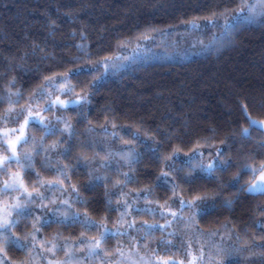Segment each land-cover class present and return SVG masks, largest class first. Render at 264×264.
I'll use <instances>...</instances> for the list:
<instances>
[{
    "label": "trees",
    "instance_id": "16d2710c",
    "mask_svg": "<svg viewBox=\"0 0 264 264\" xmlns=\"http://www.w3.org/2000/svg\"><path fill=\"white\" fill-rule=\"evenodd\" d=\"M244 3L0 0V115L10 107L19 112L35 102L42 108L45 100L57 96L75 100L88 95L87 103L40 112L51 115L50 122L60 130L67 121L70 133L49 134L37 123L26 130L31 139L24 150L35 148L34 172L26 181L35 183L36 173L45 182L62 181L69 191L64 198L79 217L39 219L43 241L62 247L67 241L76 253L75 264H104L97 258L103 254L121 264L129 255L128 250L124 257L118 255L123 239H143L137 228L153 225L160 233L153 243L172 260L181 256L189 264L195 256V264H264V194L239 190L254 179L242 166L264 165V129L249 127L248 120L250 116L264 121V16L235 11ZM108 57L112 59L105 60ZM105 63L116 66L105 71ZM49 77L61 78L56 80L57 89L68 85L72 91L52 89L46 84ZM13 79L15 84L10 85ZM42 85L51 96L31 100ZM16 91L21 95L11 96L10 103L9 93ZM26 115L25 111L18 123L0 120V125L18 128ZM56 117H61L59 124ZM243 128L249 132L242 133ZM176 149L179 154L168 161ZM193 149L202 154L193 164L215 163L219 150L230 167L211 174L194 169L189 164ZM162 172L169 173V182ZM237 173L240 183L234 185ZM174 192L188 200L204 194L213 197L199 208H183L196 217L191 228L185 229L189 222H184L179 236L170 228L159 229L151 212L142 217L137 206H128L130 194L144 195L143 201L161 206L176 201L171 199ZM227 200L231 206L223 207ZM85 214L95 222L92 226L80 223ZM36 223L22 218L12 231L29 241ZM130 223L134 227L129 228ZM99 224L116 234L102 241L103 251L89 255L77 240L82 233L86 240L99 238L103 230ZM37 242L35 251L9 245L7 262L35 264L52 256L45 251L51 245L41 248L43 242ZM67 250L63 247L54 257L66 261Z\"/></svg>",
    "mask_w": 264,
    "mask_h": 264
},
{
    "label": "snow or ice",
    "instance_id": "6c2138e0",
    "mask_svg": "<svg viewBox=\"0 0 264 264\" xmlns=\"http://www.w3.org/2000/svg\"><path fill=\"white\" fill-rule=\"evenodd\" d=\"M237 12L247 11L250 16H264V0H255L253 3H249L248 0H245V3L241 8L236 9ZM195 24L194 21L189 22ZM111 57L105 58V60H110ZM100 63V62H97ZM116 65H108L104 64L105 71L108 70L109 67H115ZM65 80H67L68 74H61ZM56 77H49L46 79V84L50 86L54 90H58L61 93L71 92L72 89L70 86L65 85L62 88H56ZM10 85L15 84V80L9 82ZM21 93L16 91L14 93H9V102L11 103V96L19 97ZM50 97L51 92L47 90L45 86L39 87L36 92L30 97L33 101H38L43 99L44 97ZM3 100V97L0 96V101ZM88 95L85 93L84 95L77 96L75 100H62L59 96H57L54 100H45V107L40 108L37 111H33L32 106L29 105L27 109L21 108L19 112H17L14 108H8L5 110L3 115H0V120L5 123L11 122L18 123L19 117L24 115L25 111L27 115L24 116L23 124H21L18 128H5L2 132H0V177L6 176L7 179H0V264H7V252L6 249L9 245L14 246L18 249H27L28 243L22 242L21 238L17 237L13 233V228L16 227L20 220L25 216L31 215V205H36L37 207H47L44 204H37V200L43 201L46 197L44 192L40 191V188H44L45 191H50L53 187L59 188L62 181H48L45 182L39 179V173L37 175V181L35 183L29 184L26 181L25 177L28 173L34 172V164H33V152L35 148L32 150H24V145L29 143L31 139L30 135L26 131L30 124L37 123L41 124L45 131L49 134H54L56 131L69 132L71 130V124L65 121V127L63 130L57 129L55 125H53L50 121L45 122L46 118L40 115L41 111H50L53 106H59L60 108H67L70 104H81L87 103ZM244 113L247 116V108H244ZM59 121L61 117H56ZM249 127L259 126L264 128V122L257 121L248 116ZM249 132V128H243L242 133L247 134ZM18 133V134H17ZM135 135V134H134ZM43 137H41V140ZM52 149L57 147V144H53L50 146ZM179 154V149L173 151L172 155L167 158L168 161H171L173 157ZM198 155H202L199 153L198 149L192 150V156L189 159V164L194 169L199 168L204 171H207L211 174L215 169L218 168H227L230 167L229 161L224 159L219 152L217 151L215 163L213 161H209L206 165L202 160L197 161L195 164L192 163L193 160L196 159ZM15 163L17 165L16 171H10L11 165ZM174 164H169V167H174ZM242 171H249L252 173L254 179L250 182L240 185V191H247L252 194H264V165H261L259 168L252 167L251 165H243ZM257 172L259 175L257 176ZM66 175V174H65ZM162 176L167 177L169 173L162 172ZM160 179V177H157ZM232 183L234 185L240 183V173H237L236 176L232 178ZM39 184V187L36 186ZM72 191L77 192L76 186L72 185ZM173 200L178 199V203L181 209L184 207L188 208H199L201 205L206 204L209 200L213 199V197L208 194L197 195L192 199H184L180 197L178 193L174 192ZM51 203H55V201H51ZM62 204L67 205L68 201H61ZM226 207H230L232 204L231 200H227L224 202ZM127 206V205H126ZM164 207V206H162ZM163 214V213H162ZM173 217L177 214L175 212L171 213ZM58 215H63L67 218L70 213L63 212L58 213ZM78 215V214H77ZM39 217L36 218L37 223L33 225V232L29 235L32 237V241H35V234L40 231V228L37 227L39 223ZM192 219L191 217L189 218ZM80 223L86 226H92L95 222L90 220L87 215L80 220ZM170 223V222H169ZM97 227L102 228L103 230L100 232L99 238H92L90 240H86L83 238L84 234H81V238H78V243H83L86 246L87 253L89 255L99 254L102 249V241H104L110 234L115 235L116 233H110V230L104 224H99ZM129 228L134 227V223H130L128 225ZM119 231V230H117ZM214 235V233H213ZM27 237L24 238L27 241ZM162 244H171V241H161ZM45 245H51L45 248ZM65 246L68 247V250L65 251L66 261H53L48 260V264H71L72 259L75 257V251L71 250V247L67 245V241H65ZM35 243L32 244V249L35 251ZM42 248H45V251L51 253L54 257L57 251L63 250V247L58 243H52L50 241H45L41 244ZM83 249H77V251H81ZM118 255L120 257H124V252L122 250H117ZM129 255H139L137 251L130 252ZM47 259V257H45ZM197 257L193 256L192 260L189 261V264H195ZM199 259H203V254L199 257ZM141 261H144V264H184L183 261H174L171 258L164 259L162 257H154L151 261L146 260L145 257H140ZM79 264V262H78ZM133 264H136L133 261Z\"/></svg>",
    "mask_w": 264,
    "mask_h": 264
},
{
    "label": "rangeland",
    "instance_id": "374dc122",
    "mask_svg": "<svg viewBox=\"0 0 264 264\" xmlns=\"http://www.w3.org/2000/svg\"><path fill=\"white\" fill-rule=\"evenodd\" d=\"M58 79H61V78H57L56 80H58ZM63 85H64V83H61L59 86L61 87ZM31 106H32L33 111L35 109L37 110V108L41 107L39 105V103H36V102L33 103ZM45 118H46L45 122H49V121H51L52 116L47 115V116H45ZM261 122H264V121H261ZM57 123L59 124L60 122L57 121ZM2 126L3 125H0V132H2L4 130V128ZM9 170L10 171H16L17 165L15 163H13ZM258 175H259V173H258ZM169 178L170 177H166L165 181L169 182L170 181ZM0 179H7V177L3 176V177H0ZM42 192H44L46 198L43 201L37 200L36 203L47 205V207H37L35 204L31 205L30 206L31 215L25 216L24 218H28V220H30V221L37 222L36 218H35L36 215L41 217L40 219L45 218L46 220H51V219L54 220L55 218H57V216H59L58 213H63V212L70 213L71 216H69V217H71V218L76 216L75 212L71 211V207L69 204L70 202H68L67 205L61 203V201L65 200L64 196L69 192L65 189V187L63 185L60 184L59 188L53 187L50 191L43 190ZM141 196H143V197H141ZM141 196L140 195L135 196L133 194H130V196L128 198V206H130V205H131V207L137 206V209L140 210L138 213L139 214L141 213L142 217H147V216H144L143 214H148L149 212H151L150 216L154 217L158 221L157 224L159 225V229H164V228L169 229L170 228L173 231H175L174 234L176 236H179L177 231L183 230L184 222H185V224L187 222H189L188 225H185L186 226L185 229L187 227L191 228V225H193V222H194V219L196 216H194V214L193 215L189 214V212H192L190 210L189 211L186 210L184 212V210L181 209L179 206L178 199H176V201L174 200L175 202H171V203H167V204L158 206L155 204L147 203V200L143 201L142 198H144V195H141ZM145 199H148V198H145ZM51 201H55V203H51ZM144 202H145V204H144ZM162 206H164V207H162ZM224 206H225V204H223V207ZM57 207H59V208L57 209ZM121 209L125 214L126 209H125L124 205H122ZM58 210H60V211H58ZM172 212H175L177 215L175 217H173L171 214ZM76 217L79 219L78 216H76ZM83 217L84 216H81L80 220L83 219ZM190 217L192 218L191 220L189 219ZM139 219H141V218H139ZM148 228L149 229H147L143 226L140 228H137L138 231L143 232L138 238H143V239H139L136 241H133V239H131V241H129V242H128V240L130 239V236L127 237V241H126V239H123L124 241H122V245H121L120 249L124 253L128 250L129 254H130L131 250L137 251L139 253V255H130L129 256L127 254L128 256L126 258H124V260L122 261L121 264H133V261H135L136 264H144V261H141L140 257H145V259L149 260V261H151L154 257H162L164 259H168L167 258L168 255L166 253L167 251H164V252L159 251V249H158L159 247L155 245L158 243H156V242H155V244L153 243V240H155L154 238H156V236L158 235L157 233H159V232H155L156 229L153 225H150ZM15 236L19 237L18 235H15ZM35 236H36L35 241H32V237H30L29 241L28 240L25 241V243H28L29 250H33L32 244L35 243V245H36L38 243L37 241H39V239L42 242L46 241V240L43 241V237L41 236L40 231L37 232L35 234ZM144 237H146V238H144ZM177 239H179V238H177ZM22 242H24V241H22ZM150 242L153 245H151ZM63 247H65V245H63ZM0 255H2V254H0ZM97 258L100 261L102 260L104 262V264H113V262L115 260V258L107 257L104 254H103V256L100 255V257H97ZM177 258L178 259H175V260L173 259V260L174 261H183V257L178 256ZM48 260L60 261L56 257L48 256L47 259L45 257H43L42 259L40 258L39 260L37 259L35 264H48ZM74 260H77V259L75 258ZM95 260L96 259H94V261ZM201 263L202 264H212L214 262H212V261H205V262L201 261ZM7 264H10V262H7ZM17 264H22V263H17ZM72 264H75V263L73 262Z\"/></svg>",
    "mask_w": 264,
    "mask_h": 264
}]
</instances>
